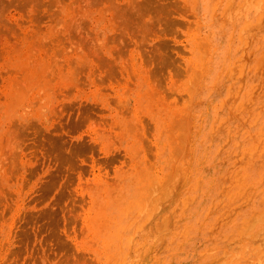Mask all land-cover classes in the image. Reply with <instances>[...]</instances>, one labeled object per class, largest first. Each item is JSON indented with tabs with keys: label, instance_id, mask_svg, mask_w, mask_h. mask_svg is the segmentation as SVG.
I'll list each match as a JSON object with an SVG mask.
<instances>
[{
	"label": "rangeland",
	"instance_id": "1",
	"mask_svg": "<svg viewBox=\"0 0 264 264\" xmlns=\"http://www.w3.org/2000/svg\"><path fill=\"white\" fill-rule=\"evenodd\" d=\"M258 1L0 0V264H264Z\"/></svg>",
	"mask_w": 264,
	"mask_h": 264
},
{
	"label": "bare ground",
	"instance_id": "2",
	"mask_svg": "<svg viewBox=\"0 0 264 264\" xmlns=\"http://www.w3.org/2000/svg\"><path fill=\"white\" fill-rule=\"evenodd\" d=\"M258 2H260V0L258 1ZM243 5H246V4H243ZM217 82V81H216ZM223 84V83H222ZM215 86H216V84H215ZM219 86V85H218ZM230 86V85H229ZM209 105V104H208ZM209 111V110H208ZM219 114V113H218ZM217 116V115H216ZM215 127V126H214ZM257 131V130H256ZM251 132V131H250ZM254 132V131H253ZM259 132V131H258ZM248 134V133H247ZM256 134V133H255ZM262 137V136H261ZM212 138V137H211ZM254 139H256L257 140V138H255V137H253ZM251 139V138H250ZM263 144V143H262ZM250 148V147H249ZM262 148V147H261ZM264 149V148H263ZM218 151V150H217ZM262 152V151H261ZM219 153V152H218ZM217 153V154H218ZM196 195V194H195Z\"/></svg>",
	"mask_w": 264,
	"mask_h": 264
}]
</instances>
